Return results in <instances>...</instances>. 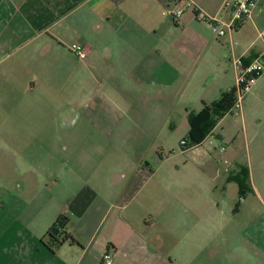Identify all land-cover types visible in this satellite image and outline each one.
Instances as JSON below:
<instances>
[{"label":"crops","instance_id":"crops-1","mask_svg":"<svg viewBox=\"0 0 264 264\" xmlns=\"http://www.w3.org/2000/svg\"><path fill=\"white\" fill-rule=\"evenodd\" d=\"M174 1L0 0V138L20 158L13 174L0 172V264H102L107 254L112 264H198L197 211L176 197L167 203V181L157 178L164 162L152 166L135 155L136 162L121 163L111 148L103 162L100 148L78 151L75 142L140 135L159 155L178 127L188 135L190 113L235 88L233 41L245 64L262 52L264 0L222 38L193 10L180 25L165 18ZM194 1L231 21L232 0ZM73 44L88 50L87 60L71 52ZM259 86L264 78L244 101ZM39 154L63 160L39 161ZM235 176L226 182L238 186ZM59 186L62 197L54 192ZM61 218L67 223L60 232L77 244L46 239ZM233 219L226 213V245L240 227ZM263 226L255 227L251 264H264ZM167 228L178 240L169 258L161 237Z\"/></svg>","mask_w":264,"mask_h":264},{"label":"rangeland","instance_id":"rangeland-1","mask_svg":"<svg viewBox=\"0 0 264 264\" xmlns=\"http://www.w3.org/2000/svg\"><path fill=\"white\" fill-rule=\"evenodd\" d=\"M3 125L8 127L11 124L6 122ZM185 129L178 127L175 133L169 135L166 140L168 149L164 152L159 150V155L148 152L149 143L140 138V135H136L135 139L119 135L103 141L76 139L75 142L78 151L94 145L97 149L100 148L103 162L107 161L109 148L113 151V158L116 154L121 163L124 162L123 159L127 163L136 162L135 155L149 160L152 166L156 159L164 162L157 178L167 181L161 187V194L166 196L167 203L169 204L171 197H176L189 203L197 211L199 233L195 254L198 264H251L254 254L251 243L255 242V227L260 223L264 224V87L255 88L244 101L243 117L237 111L226 115L217 125L214 134L201 147L182 150L181 141L183 137H187L183 136L187 132ZM137 139L139 145L136 147ZM3 140L0 138V164L7 166H0V172L13 174L14 165L19 163L20 158L13 150H5ZM10 141L12 139L5 140L7 143ZM169 147H173V150ZM47 156L57 163L63 160L61 155H37L39 161ZM24 158L27 159L26 156ZM234 173L242 175L239 177L248 189L241 201L238 186L226 182V177ZM246 173L249 174L248 179L244 178ZM155 181L150 184L152 189L155 188ZM65 191L59 186L55 187L54 192L57 197H62ZM186 208L183 206L182 210ZM230 211L233 221L239 222L240 227L235 232L228 233L231 242L226 245V213ZM168 212L174 217V206H170ZM171 228L161 234L165 239L164 252L168 258L175 255L178 246L174 232L170 233ZM259 237L260 243L264 244V226ZM208 247L209 250L206 251Z\"/></svg>","mask_w":264,"mask_h":264},{"label":"built area","instance_id":"built-area-1","mask_svg":"<svg viewBox=\"0 0 264 264\" xmlns=\"http://www.w3.org/2000/svg\"><path fill=\"white\" fill-rule=\"evenodd\" d=\"M259 0H232L227 3L232 13V19L229 23L223 22L217 15H209L201 9L194 0H175L171 5L164 8L162 14L165 18H171L173 22L180 25L186 11L193 10L198 21L209 23L213 26L218 37L222 38L227 34H232L236 28L249 20L253 12L258 8ZM259 37L263 40V50L260 55L248 64L243 62V57L235 51L238 42L232 43V62L236 68V85L234 88V111L240 117H243V102L245 96L251 92L258 81L264 78V31L259 33ZM71 52L81 61L88 58V50L80 45L73 44L70 47ZM181 145H186L183 140ZM113 255L107 254L102 259V264H112Z\"/></svg>","mask_w":264,"mask_h":264},{"label":"trees","instance_id":"trees-1","mask_svg":"<svg viewBox=\"0 0 264 264\" xmlns=\"http://www.w3.org/2000/svg\"><path fill=\"white\" fill-rule=\"evenodd\" d=\"M234 89L230 92L224 93L218 102L210 105L205 104L204 109L198 113H190L189 125L190 131L187 137L184 139L186 145L181 148L183 151L200 147L204 141L212 134L217 124L228 114L233 113L234 110ZM238 175L231 177V182H236L239 187L240 201L247 194V186L243 179H240ZM245 179L249 178V174L246 173ZM247 190V191H246ZM67 218H61L58 222L49 230L46 235V239L55 242L56 244H64L66 242L76 243V239L67 232H60L65 230Z\"/></svg>","mask_w":264,"mask_h":264}]
</instances>
